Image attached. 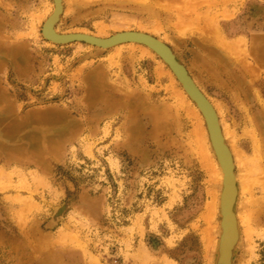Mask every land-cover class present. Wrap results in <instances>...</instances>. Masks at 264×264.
<instances>
[{"label":"rangeland","instance_id":"obj_1","mask_svg":"<svg viewBox=\"0 0 264 264\" xmlns=\"http://www.w3.org/2000/svg\"><path fill=\"white\" fill-rule=\"evenodd\" d=\"M63 5L61 34L141 32L183 63L244 164L234 264H264V0ZM52 8L0 0V264H213L219 216L204 214L220 187L180 87L139 49L49 47Z\"/></svg>","mask_w":264,"mask_h":264},{"label":"bare ground","instance_id":"obj_2","mask_svg":"<svg viewBox=\"0 0 264 264\" xmlns=\"http://www.w3.org/2000/svg\"><path fill=\"white\" fill-rule=\"evenodd\" d=\"M53 2V8L51 14L46 18L44 24L42 25V29L44 28L46 36H49L50 38L57 37L59 35L67 36V35H88L92 36L98 39H108L103 38L100 36L91 35L85 32H77V33H68V34H61L57 31L56 27L60 23L62 15L64 14V5L63 0H52ZM56 11V12H55ZM122 33H132V32H121ZM141 33V32H137ZM119 34V33H118ZM145 34V33H142ZM148 35V34H146ZM150 36V35H149ZM42 37L43 31H42ZM112 37V36H111ZM153 37V36H151ZM154 38V37H153ZM156 39V38H155ZM158 40V39H157ZM161 43L164 44L161 40H158ZM166 45V44H164ZM49 47H55L53 43L49 42ZM123 47H129V48H135L139 49L142 57L148 58L154 61H157L158 64H160L161 67L160 70L163 71L164 68L167 69L172 76V79L174 82L180 87L181 90V98L185 101H188V104L190 108L192 109L193 114L196 116L199 124L196 125L194 128V132L192 135V140L194 141L196 139V144L198 146V149L200 151L201 161L203 164V168L209 175L210 183L213 189L217 190V186L220 187L219 192H215L214 190L210 191V200L211 202L207 205L205 209L204 218L206 221H209L214 218V215L218 213L219 221H218V236L215 246V257L213 260V264H234L236 257H237V251L241 245L242 238H241V223L243 226H246L248 220L246 218V211L241 213H238L237 210L240 209L243 205L241 196L245 194V190L247 189V179L243 175L242 172L236 174L237 170V163L241 167V171L244 169V164L241 161V158L236 154V152H233L230 148L227 135L224 131L222 120L220 118L219 111L217 108L212 104V102L205 96V94L200 90L198 84L190 77L189 72L185 68L182 62L177 58L176 54L172 51L173 55L176 58V61L185 69L187 72L188 77H190L191 84L205 97L207 102L209 103V107L211 111L213 112V115L211 116L209 113L206 114V117H208V120H211L214 118V123L216 122V130L219 131L220 137L222 140L223 145L227 149L230 160H231V172L229 175V189H228V196L227 199L224 201L225 204H223V198H222V189H223V183L225 180V174L217 160L216 154L214 152L213 145L211 143V138L209 134V130L207 127V122L205 120V116L201 113L200 109L197 107V105L191 100L189 95H193V89L189 85L187 81L184 82V85L180 84L177 80V77L175 74L171 71V69L161 60H157V56H155L149 49L146 47H143L141 45H124L117 47L115 49H120ZM98 54H103L104 50L102 52L99 51V49H96ZM190 91V92H189ZM199 117L201 119H199ZM202 120V121H201ZM202 122L205 126V130L202 128ZM214 126V128H215ZM252 144L255 152L256 159H259L260 149L257 139L254 137L252 138ZM214 160V161H212ZM232 173V174H231ZM222 198V200H221ZM245 210V209H244ZM225 217V224L229 227V235L226 234L225 237H222V226H221V217ZM208 235V233H205V237ZM228 235V236H227ZM223 238V239H222ZM222 241V243H221ZM219 256V258H218ZM218 260V261H217Z\"/></svg>","mask_w":264,"mask_h":264},{"label":"water","instance_id":"obj_3","mask_svg":"<svg viewBox=\"0 0 264 264\" xmlns=\"http://www.w3.org/2000/svg\"><path fill=\"white\" fill-rule=\"evenodd\" d=\"M42 31H43V36L45 37V40L47 42L53 43L56 46L84 44L86 46L93 47L99 50H111V49L124 46V45H130V44L141 45L149 49L155 56H157L159 60L164 62L171 69V71L175 74L178 82L181 85L182 84L184 85V82L187 81L193 89V92H192L193 95H189V96L191 100L200 109L203 116H205V120L207 122V127H208L210 138H211V143L214 148V152L225 174L224 176L225 180L223 183V189H222L221 196L223 198V204L226 205L224 201L227 199V196H228L229 179H230L228 174H230L231 172V160H230L229 153L222 143L219 131L216 130V126H215L216 122L214 123V118L211 120H208V117H206L207 113H209L211 116L213 115V112L211 111L209 107V103L207 102L205 97L191 84L192 83L190 81L191 78L188 77L185 69L176 61L175 56L173 55L171 49L167 45H164L163 43H161L160 41H158L157 39L149 35L137 33V32L122 33V34L119 33V34L113 35L112 37L108 39H98V38L88 36V35H67V36L59 35L57 37L50 38L49 36H46L44 28L42 29ZM224 220H225V217L224 216L223 218L221 217V226L223 229L222 237H225L226 234L229 235V227L226 226Z\"/></svg>","mask_w":264,"mask_h":264},{"label":"crops","instance_id":"obj_4","mask_svg":"<svg viewBox=\"0 0 264 264\" xmlns=\"http://www.w3.org/2000/svg\"><path fill=\"white\" fill-rule=\"evenodd\" d=\"M139 250H141V256L142 257H146V258L150 257L149 254H147V252H145V248L144 247L142 248V246H139Z\"/></svg>","mask_w":264,"mask_h":264}]
</instances>
